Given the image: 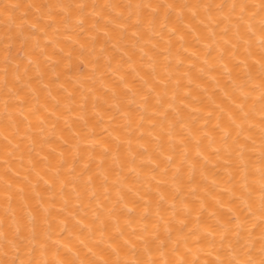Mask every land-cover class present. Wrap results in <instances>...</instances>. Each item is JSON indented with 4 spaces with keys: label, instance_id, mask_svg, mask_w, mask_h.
I'll return each instance as SVG.
<instances>
[{
    "label": "bare ground",
    "instance_id": "bare-ground-1",
    "mask_svg": "<svg viewBox=\"0 0 264 264\" xmlns=\"http://www.w3.org/2000/svg\"><path fill=\"white\" fill-rule=\"evenodd\" d=\"M262 5L0 0V264H260Z\"/></svg>",
    "mask_w": 264,
    "mask_h": 264
},
{
    "label": "snow or ice",
    "instance_id": "snow-or-ice-1",
    "mask_svg": "<svg viewBox=\"0 0 264 264\" xmlns=\"http://www.w3.org/2000/svg\"><path fill=\"white\" fill-rule=\"evenodd\" d=\"M233 7H235V6H233ZM261 8H262V10H264V5H262ZM262 46H264V41H262ZM262 99H264V97H262ZM261 192H262V197H261L262 206H264V187H262ZM261 252L264 253V247H262ZM13 264H14V262H13ZM221 264H223V262H221ZM229 264H231V262H229ZM245 264H253V262L251 260H249V261L245 262ZM260 264H264V259H261Z\"/></svg>",
    "mask_w": 264,
    "mask_h": 264
}]
</instances>
